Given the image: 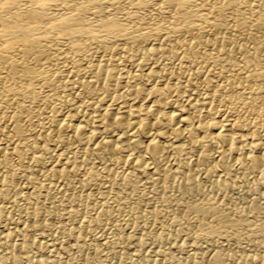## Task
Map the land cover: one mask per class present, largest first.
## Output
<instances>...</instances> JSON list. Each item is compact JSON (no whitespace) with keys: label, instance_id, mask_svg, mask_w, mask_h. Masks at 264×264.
Returning a JSON list of instances; mask_svg holds the SVG:
<instances>
[{"label":"bare ground","instance_id":"6f19581e","mask_svg":"<svg viewBox=\"0 0 264 264\" xmlns=\"http://www.w3.org/2000/svg\"><path fill=\"white\" fill-rule=\"evenodd\" d=\"M264 264V0H0V264Z\"/></svg>","mask_w":264,"mask_h":264},{"label":"rangeland","instance_id":"374dc122","mask_svg":"<svg viewBox=\"0 0 264 264\" xmlns=\"http://www.w3.org/2000/svg\"><path fill=\"white\" fill-rule=\"evenodd\" d=\"M143 264H145V263H143ZM147 264H150V263H147ZM159 264H162V262H160Z\"/></svg>","mask_w":264,"mask_h":264}]
</instances>
